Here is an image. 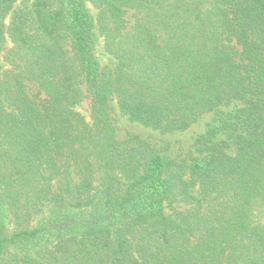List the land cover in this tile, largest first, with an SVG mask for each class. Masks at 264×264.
Returning a JSON list of instances; mask_svg holds the SVG:
<instances>
[{"label": "trees", "instance_id": "trees-1", "mask_svg": "<svg viewBox=\"0 0 264 264\" xmlns=\"http://www.w3.org/2000/svg\"><path fill=\"white\" fill-rule=\"evenodd\" d=\"M89 1L0 0V264H264V0ZM112 102L218 116L179 161L118 139Z\"/></svg>", "mask_w": 264, "mask_h": 264}, {"label": "rangeland", "instance_id": "rangeland-1", "mask_svg": "<svg viewBox=\"0 0 264 264\" xmlns=\"http://www.w3.org/2000/svg\"><path fill=\"white\" fill-rule=\"evenodd\" d=\"M83 3L89 14L95 18L97 10L93 7L90 1L83 0ZM11 16L12 11H10L4 18L5 29H7L11 21ZM128 17L131 19L129 15ZM94 32L95 45L93 46V55L100 62V65H104L108 62V58L110 56L104 51L103 37L100 35L98 29L94 30ZM13 48V43L6 35L0 50V66H2V70L6 68L8 64L4 58H7L9 52L13 50ZM26 91L29 97L33 99L38 105H41L45 100L43 92L40 91L39 88L33 83H26ZM88 108L89 105L85 99L76 110L83 115L88 116ZM229 108L230 107H220L217 110L222 112L227 111ZM110 116L118 139L123 140L129 136H137L141 140L145 141L154 152L162 156L173 160L190 161V159L196 156L198 153V146H196L198 137L206 131L208 125H210L213 119L218 116V113L212 112L205 114L188 129L179 132H162L159 130L143 127L138 123L131 122L120 114L115 102H112L111 104Z\"/></svg>", "mask_w": 264, "mask_h": 264}]
</instances>
